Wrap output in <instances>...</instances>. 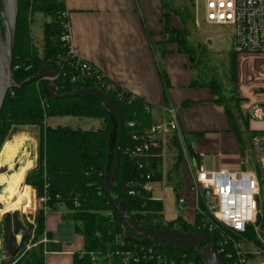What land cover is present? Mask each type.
Returning a JSON list of instances; mask_svg holds the SVG:
<instances>
[{"label": "trees", "instance_id": "obj_1", "mask_svg": "<svg viewBox=\"0 0 264 264\" xmlns=\"http://www.w3.org/2000/svg\"><path fill=\"white\" fill-rule=\"evenodd\" d=\"M65 10L67 9L64 0H18L11 61L15 81L21 82L28 78L41 65H51L57 68L55 58L58 54L64 53L65 49L60 41V36L64 32L60 14ZM35 13L50 18L42 24L41 52L33 44L30 34L31 17ZM163 34L167 36L166 40L178 44L179 52L187 54L192 52L180 28L165 27ZM236 56V53L230 52L228 81L232 87L236 85L237 80ZM161 76L164 84L167 85L165 75ZM102 80L111 85L109 90L101 88L91 79L71 83L69 77L60 72L55 79V84L60 93L81 88L96 89L110 97L116 105L122 120V132L117 180L111 189L114 201L122 202L130 212L134 223L139 226L155 229L176 227L183 231L204 232L196 229L194 225L186 224L180 217L172 221L163 220L162 202L154 199L150 190L143 188L146 183L162 181L164 174L163 160L160 156L161 148L149 145L144 157L139 159L132 157L129 153L136 144L131 139V133L142 131L153 123L150 119L149 105L127 89L112 85L106 77L102 76ZM46 82L45 79L34 80L19 89L12 88L11 96L8 95L9 90L7 91L0 110V146L10 127L37 126L36 166L26 174L21 195L24 200L29 195L35 196L33 189L35 188L38 198L46 196V204L50 208L57 202H62L66 206V218L72 221L74 231L80 233L84 241L82 253L73 255V264H91L90 252L105 262L110 259L108 261L110 264H119L122 255L115 254L116 250L123 251L135 247V250L139 252L140 245L125 236L122 239L125 242L124 246L116 242V235L121 232V229L104 190L107 143L108 136L113 130L112 117L116 119L115 112L108 103L95 96L52 98L42 87ZM204 84L212 91L214 101L224 107L231 131L244 150L250 131L248 130V117L242 115L239 108L241 98L233 95V90L228 98H224L222 87L214 77ZM52 116L98 119L99 126L88 130L69 126L50 127L45 121ZM131 120L136 122L133 129L126 126V122ZM242 126L249 131L246 140L240 129ZM167 148H174L177 155L165 176L168 182L177 185L180 182L179 164L182 159V150L176 136L170 137ZM187 150L191 159L197 164L199 158L191 153L189 148ZM130 190L134 193L129 194ZM35 209L26 208L25 213L33 212ZM43 219L44 212L39 209L36 215V229L33 230L35 239L32 244L35 246L38 245L37 239L44 235ZM199 219L200 216L197 215L195 224ZM212 234L216 241L215 234ZM27 235L24 242L26 238L28 239ZM144 246L152 247L168 257V260H173L174 264H192L195 257L192 253L179 252L172 246L165 249L158 248L151 240ZM28 250L29 248L16 259L3 260L1 264H34L28 260L23 261ZM39 250L40 255L33 258L35 264H43L42 245H39ZM134 264L163 263L156 259H140Z\"/></svg>", "mask_w": 264, "mask_h": 264}, {"label": "crops", "instance_id": "obj_2", "mask_svg": "<svg viewBox=\"0 0 264 264\" xmlns=\"http://www.w3.org/2000/svg\"><path fill=\"white\" fill-rule=\"evenodd\" d=\"M64 4L68 11L71 42L76 56L97 67L112 85L141 97L149 105L152 122L162 119L164 106L170 104L174 107L181 144L187 151H182L179 164V176L183 184L178 187L175 199L166 204L163 186L167 178L164 168L169 166L170 160L165 162L163 159L162 181L151 183L148 188L153 198L162 202L164 221L180 217L192 226L197 215L194 210L195 194L191 190L194 182L193 164L187 149L199 160L202 155L205 163L207 157L216 158V169L206 167L216 171L219 168H244L242 159L247 146L244 150L241 148L231 131L224 107L214 101L210 88L194 80L196 73L191 71L187 59L189 55L179 52L174 42L164 37L165 27L176 26L175 16L168 10L166 0H64ZM162 74L166 77L167 85L162 80ZM241 105L240 109L245 106ZM241 112L243 115L246 111ZM247 115L248 129L253 130L255 128L250 127L248 111ZM55 117L68 116L48 118ZM48 126L65 125L54 123ZM16 137L20 139L21 133L15 134L14 139ZM25 146L32 153L29 159H33L34 143L25 141ZM20 150L21 143L18 152ZM178 196L185 199L182 209L178 208L176 202ZM27 199L28 196L26 202ZM28 203L27 209L37 206L34 201ZM66 213L67 208L62 202L55 203L44 213L46 242H37L43 247V264H73L74 253L81 254L83 251V237L74 231L73 223L66 218ZM3 253L9 255L8 251Z\"/></svg>", "mask_w": 264, "mask_h": 264}, {"label": "built area", "instance_id": "obj_3", "mask_svg": "<svg viewBox=\"0 0 264 264\" xmlns=\"http://www.w3.org/2000/svg\"><path fill=\"white\" fill-rule=\"evenodd\" d=\"M203 6V19L210 24L229 25L232 28V51L236 55L255 57L264 60V0H197ZM61 26L63 33L60 41L64 46V53L58 54L55 58L56 75L59 72L67 75L71 83L77 81L93 80L105 90L111 85L102 80V73L90 62L75 55L70 34V22L68 11L61 14ZM197 24V20H196ZM167 38V36H164ZM260 80L254 88L259 91L258 96L244 106L256 121L262 126L253 129L249 133L247 152L244 154L242 164L244 168L225 169L219 168L216 171L206 168L205 159L197 164L192 160L194 182L191 190L195 194L194 210L200 216L198 223L193 225L203 233L211 235L214 240L217 255L226 264H264V62L263 71H255L249 75V79ZM8 95H12L11 89ZM136 122H126L128 128L133 129ZM176 136L180 148L182 139L179 133L176 112L172 105L162 108V119L153 122L142 131H133L131 139L136 142L130 149V155L137 159L144 157L145 150L149 145H156L161 148L160 156L164 159V152L170 137ZM253 157L252 167L249 165L251 155ZM148 183L143 188L149 190ZM209 192L206 199L203 190ZM129 194L134 191L130 190ZM46 196L39 198L40 209L44 213L50 209L46 204ZM177 205L182 209L185 199L177 197ZM123 234L116 235V242L124 246ZM45 243L43 237L39 241ZM139 252L132 249L115 251V254L122 255L119 264H134L140 259H156L163 264H174L173 260L154 250L152 247H145L139 244ZM28 247L25 249L27 250ZM91 264H99L98 256L89 253ZM16 259V258H15ZM107 264H110L107 263Z\"/></svg>", "mask_w": 264, "mask_h": 264}, {"label": "rangeland", "instance_id": "obj_4", "mask_svg": "<svg viewBox=\"0 0 264 264\" xmlns=\"http://www.w3.org/2000/svg\"><path fill=\"white\" fill-rule=\"evenodd\" d=\"M168 5V10L172 12L175 16L176 23L175 27L180 28L182 31V36L184 35L187 46L192 49V52L189 55L188 61L191 68V71L196 73L195 81L204 83L207 82L211 78H215L219 86L222 87V94L224 98H228L231 95V90L234 91L233 95H237L238 98H241V104L247 105L249 102L254 100V95L257 97L259 91L254 88L257 83H263V79L255 80L249 79V75L255 71H263V62L264 60L255 57H246L244 55L236 56V70H237V80L236 85L232 87V84L228 81L229 72V57L230 52L232 51V28L229 25L223 24H210L206 23L203 19L204 10L202 3L197 0H166ZM191 15V17H190ZM193 18V19H191ZM49 17H45L40 13H35L31 17L30 23V34L32 37V42L36 46L37 50L41 52L42 48V24L44 21H49ZM197 20V24H196ZM174 46L179 48L178 44L174 42ZM185 47V46H184ZM241 105V106H242ZM241 111H246L244 107L241 108ZM242 113V112H241ZM243 115L247 118V111L243 113ZM251 128H258L262 126L260 121H256L250 116L249 119ZM54 123H59L65 126H69L72 128H82V129H91L99 126L98 119L92 118H73V117H55V118H47L46 124L52 125ZM242 130V135L245 140L248 137V132L245 127L240 128ZM25 133L27 138L26 140L31 144V142L35 143L33 146V166H36L37 161V141H38V127L34 125H19L12 126L5 134L2 144L0 146V186L4 185L5 180L9 179L13 174L14 170L19 167L22 161L26 158H31L32 153L27 151L24 147L25 144L21 143L22 149L17 152V160L16 164L12 161L7 163H1V159L8 155L9 149L14 144V136L17 133ZM17 139V137H16ZM32 146V145H31ZM28 148V147H27ZM177 155V151L174 148H167L164 152V160L168 162L170 160L169 166L164 168L165 173L167 174L170 169L172 163L175 160ZM251 155V154H250ZM206 167L209 169H216V158L207 157ZM249 165L252 167L253 165V157L251 155ZM13 166V168H12ZM27 174V173H26ZM26 177V175H25ZM167 180V179H166ZM24 179L17 183L14 198L9 201L8 204L4 202H0V253H2V235L3 231V217L5 213L11 212V214L17 213L19 214V219L22 221V224L25 226L28 232V239L23 243L24 247L21 248V252L25 251V249L29 245V250L26 251V256L23 261L28 260L31 263L35 264L33 260L34 256L40 255L39 245L32 246V242L35 239L33 237V230L36 229V215L38 214V210L41 207V201L36 195V190L34 189L35 197L29 195L28 201L24 200V197L21 195L22 191V183ZM180 182L177 185L173 183L167 182L164 183V192H165V203L170 204L172 199H175L176 192L178 187L183 184L182 178L179 180ZM173 186H175L173 188ZM157 192V190H155ZM160 193V191H159ZM29 201L36 202L37 206L33 212L25 213V209L27 208V204ZM13 215V216H14ZM20 237V236H18ZM43 237V235H42ZM41 236L37 239L38 241L42 238ZM36 240V241H37ZM37 241V242H38ZM4 254V253H3ZM19 253H17L18 255ZM4 256V260H8L6 255ZM16 255L14 256L15 259ZM17 258V257H16ZM109 258V256H108ZM110 260V259H109ZM108 260V261H109ZM108 261H103L102 259H98L99 264L109 263Z\"/></svg>", "mask_w": 264, "mask_h": 264}, {"label": "water", "instance_id": "obj_5", "mask_svg": "<svg viewBox=\"0 0 264 264\" xmlns=\"http://www.w3.org/2000/svg\"><path fill=\"white\" fill-rule=\"evenodd\" d=\"M18 11V0H0V110L5 100L6 93L9 89L21 88L24 84L38 79H47V82L42 86L44 91L48 92L52 98L66 97H85L95 96L108 103L115 112L116 119L112 117L113 130L108 136L107 156L104 168V190L105 195L111 205L112 211L120 225L122 234L138 244H144L151 240L154 246L158 248L173 247L175 250L182 253H192L195 255L192 264H226L216 253L214 239L211 235L203 232L183 231L179 228H164L155 229L151 227L139 226L132 220L130 212L122 203H116L111 196V189L116 183L118 167H119V147L122 132V120L118 109L110 97L104 95L100 91L93 88L73 89L66 93H60L54 81L56 70L51 65L39 66L34 74L24 79L21 82L15 81L11 69L15 22ZM35 166L27 170L30 171ZM26 175V174H25ZM25 179V178H24ZM25 181V180H24ZM1 191V186H0ZM203 195L206 199L209 197L208 190H203ZM11 212L5 213L3 217V235H2V253H0V264L4 260L3 252L11 243L10 230L13 227L8 222ZM13 219L20 223L19 214L15 213ZM17 222V223H18ZM28 230L26 229V232ZM23 237H20L17 246L7 257L12 259L16 251L21 247ZM206 243L202 249H197V245Z\"/></svg>", "mask_w": 264, "mask_h": 264}, {"label": "bare ground", "instance_id": "obj_6", "mask_svg": "<svg viewBox=\"0 0 264 264\" xmlns=\"http://www.w3.org/2000/svg\"><path fill=\"white\" fill-rule=\"evenodd\" d=\"M44 79L47 81L46 78H44ZM38 80H41V79H38ZM25 137H26L25 133L21 132V138L20 139H14V144L9 149L8 155L1 159V163L4 164V163L12 161L13 163L16 164V158L15 157H16L17 152H18V146L20 143L25 144V141H27L26 140L27 138H25ZM25 149H26V147H24V152H25ZM32 167H33V160L32 159H26L25 162H22L19 165V167L14 170V172L10 176V178L5 180L4 185L1 187L0 202H4L5 204H8L9 201H11L14 198V193H15L17 183L22 181L25 178V174H26L27 170H29ZM2 168L3 167H0V169H2ZM12 168H13V166H12ZM23 183H24V181H23Z\"/></svg>", "mask_w": 264, "mask_h": 264}, {"label": "flooded vegetation", "instance_id": "obj_7", "mask_svg": "<svg viewBox=\"0 0 264 264\" xmlns=\"http://www.w3.org/2000/svg\"><path fill=\"white\" fill-rule=\"evenodd\" d=\"M13 217H14L13 215H10L9 218H11L12 220L8 222V225H10V224L12 223L11 225L13 226V227L11 228V230H10V233H11V239H12V240H11L10 245L7 247V250H5L4 252L8 251L9 254L12 253L13 250H14V247L17 246V243L19 242L20 237H23V239H22V243H21V247H20V249H19L18 251H16V253L14 254V256H15V255H17V253H19V252L21 251L22 245H23L24 240H25V236L28 234L29 230L26 232V235H25L26 228H25V226L22 224V221L20 220V223L17 221V222H18V223H17V222L13 219ZM18 236H20V237H18ZM205 245H206V243H201L200 245L198 244V245H197V249L200 250V249H202L203 246H205Z\"/></svg>", "mask_w": 264, "mask_h": 264}]
</instances>
